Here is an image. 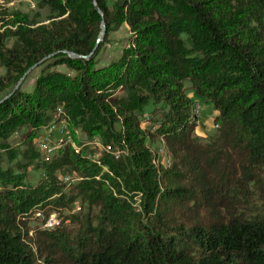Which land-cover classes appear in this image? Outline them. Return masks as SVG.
<instances>
[{"label": "trees", "instance_id": "obj_1", "mask_svg": "<svg viewBox=\"0 0 264 264\" xmlns=\"http://www.w3.org/2000/svg\"><path fill=\"white\" fill-rule=\"evenodd\" d=\"M33 1L48 9L47 23L16 14L15 30L0 34V91L55 54L37 65L45 64L29 92L0 100V140L23 124L40 130L61 107L84 134L128 153L101 156L106 173L70 149L39 162L25 153L26 165L43 170L34 185L0 167V264H264V0H115L111 9L106 0ZM101 19L107 32L125 23L131 34L116 63L89 67L100 43L88 59L62 53L87 56ZM196 102L214 112L206 141L192 134ZM149 104L160 112L166 167L153 165L152 135L139 125ZM61 169L80 177L66 191ZM129 191L141 194L146 222L131 215ZM76 199L87 204L81 218L35 230L34 249L20 241V218L33 205H48L45 222Z\"/></svg>", "mask_w": 264, "mask_h": 264}, {"label": "rangeland", "instance_id": "obj_2", "mask_svg": "<svg viewBox=\"0 0 264 264\" xmlns=\"http://www.w3.org/2000/svg\"><path fill=\"white\" fill-rule=\"evenodd\" d=\"M106 1L108 8L111 9L115 0ZM16 14H19L20 16L25 15L28 19H35V22L38 24H45L47 23L46 18L49 11L47 8H37L33 0H0L1 35L8 36L15 30L17 23L15 24L12 21L16 19ZM130 36L131 34L125 23H122L116 30H110L108 32L105 31V34L100 42V47L99 49L97 48L96 52L93 54L89 67L94 69H106L109 68L110 65L116 63L120 59L123 50L129 47ZM12 43L13 38L7 37L3 41V46L5 48H9ZM55 63L56 62L54 60L49 61L48 65L52 66L50 69L63 70L70 77H73L75 72H71V68H67L65 64L55 65ZM44 65L45 64L41 67L43 68ZM41 67L36 66L30 70L20 82L17 89L23 93L29 92L32 89L35 76ZM6 75L7 69L0 63V82L5 81ZM16 83L8 86L3 91H0V100L12 92ZM184 87L186 88L185 93L187 95H191V90L188 88V81L184 83ZM111 93V97H115L119 96L121 91L118 88L117 91ZM199 104L200 108L197 112H195L197 125L192 134L201 141H206V139L215 132L213 110L209 104H204L203 102H199ZM151 108L150 104L145 108L146 114L144 117H139V125L145 135H152L150 138H146V144L152 151L153 165L156 167H166L170 164L171 155L162 138L156 133L159 129L158 119L160 118V112L159 110H156L155 114H150ZM55 112V116L51 122L47 125H43L40 130H34L30 128L29 125L23 124L16 128L15 131L8 134L3 141L0 140V145L5 146L4 148L0 147V167L2 169H12L14 173H18L24 177L23 181L25 184L34 185L42 177H44L43 170L35 167V163H32L30 166L26 165L28 160L24 157L25 153H37L39 162L49 161L53 157L59 156L63 150L70 149L75 154L80 155V157H84L86 161L95 163L98 167H100L101 172L104 173L107 172V168L99 162L98 159L101 156L107 155L113 157V159H119L128 153V150L125 147H120L118 144H114L110 141L109 143H105L98 135L88 136L84 134L80 128L74 126L70 121H68V117L62 109L57 113L56 108ZM115 130L119 131L120 126L116 125ZM40 137H48L47 147H51L49 152H45L42 150L43 148L40 147ZM114 154H117L118 158H115ZM57 176L60 182L64 185V191L80 179L77 172L69 169H61L57 172ZM3 191L4 186L0 185V195H2ZM124 198L131 207V215L133 217L135 216L136 219L141 216L146 222L147 219H145L144 215L141 214V194L136 191H129L128 196ZM42 204L43 203L40 202L33 205L32 208L28 209L27 213L20 218L23 223H25L18 228L20 241L28 245L31 249H34V231L37 229L51 228L47 227V224L44 225V222L42 221L44 218V209H48L47 204V206H43ZM86 207L87 204L83 205L79 199H76L70 209L62 208L56 210L57 212L49 214L48 220H50L51 223H55L60 219H65L67 222H69L71 218L79 219L86 211ZM92 216L96 218H94V220L93 217H91V222L96 224L98 222L97 218H100V214L97 209L93 210Z\"/></svg>", "mask_w": 264, "mask_h": 264}, {"label": "water", "instance_id": "obj_3", "mask_svg": "<svg viewBox=\"0 0 264 264\" xmlns=\"http://www.w3.org/2000/svg\"><path fill=\"white\" fill-rule=\"evenodd\" d=\"M97 12L100 14L101 18H102V12L100 11L99 8H96ZM105 31H106V26H105V23L103 21V19H101V26H100V32L98 34V37H97V40H96V45L94 46L93 50L87 55V56H83V55H78L76 53H73V52H70V51H62L63 54L67 55L69 58L71 59H77V58H82V59H88L96 50L97 48V45L101 42L104 34H105ZM55 53H52V54H49L47 55L46 57H44L41 61H39V63H42L43 61L47 60L48 58L52 57ZM39 63H36L32 66H30L24 73L23 75L19 78L18 82L16 83L14 89L12 90V92L17 89L18 85L20 84V82L23 80V78L27 75V73L32 70L33 68H35ZM11 92V93H12ZM11 93H9L8 95H6L2 100H4L5 98H7ZM1 100V101H2ZM0 101V102H1Z\"/></svg>", "mask_w": 264, "mask_h": 264}, {"label": "built area", "instance_id": "obj_4", "mask_svg": "<svg viewBox=\"0 0 264 264\" xmlns=\"http://www.w3.org/2000/svg\"><path fill=\"white\" fill-rule=\"evenodd\" d=\"M194 105H196V112H197V102ZM57 111H61V107H57ZM47 140H48V137H40L39 145H40L41 148H49V149H51V147H47ZM114 157L118 158V155L114 154ZM36 216H41V215H36ZM56 224H57L56 222L55 223H51V221L48 220V218L44 222V225H46L47 227H52V226H54Z\"/></svg>", "mask_w": 264, "mask_h": 264}, {"label": "bare ground", "instance_id": "obj_5", "mask_svg": "<svg viewBox=\"0 0 264 264\" xmlns=\"http://www.w3.org/2000/svg\"><path fill=\"white\" fill-rule=\"evenodd\" d=\"M193 107H194V111L196 112V105H193ZM199 108H200V106H199V104H198V102H197V111L199 110ZM58 112H60V111H57V113ZM194 112V113H195ZM56 113V112H55ZM53 124V123H52ZM54 124H56V123H54ZM59 130V129H58ZM50 132V131H49ZM43 150H45V152H49V150H51V149H48V148H43Z\"/></svg>", "mask_w": 264, "mask_h": 264}, {"label": "crops", "instance_id": "obj_6", "mask_svg": "<svg viewBox=\"0 0 264 264\" xmlns=\"http://www.w3.org/2000/svg\"><path fill=\"white\" fill-rule=\"evenodd\" d=\"M213 115H214V112H213Z\"/></svg>", "mask_w": 264, "mask_h": 264}]
</instances>
